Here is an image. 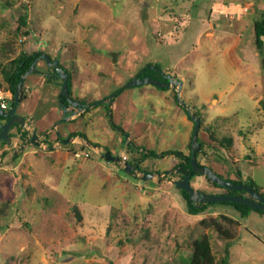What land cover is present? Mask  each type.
I'll return each mask as SVG.
<instances>
[{"label": "rangeland", "instance_id": "rangeland-1", "mask_svg": "<svg viewBox=\"0 0 264 264\" xmlns=\"http://www.w3.org/2000/svg\"><path fill=\"white\" fill-rule=\"evenodd\" d=\"M258 1L0 0L4 100L11 99L4 72L35 52L67 69L71 97L84 105L123 89L120 113L109 115L98 104L63 122L56 120L61 88L31 86L43 100L32 114L37 129L53 131L41 146L20 144L13 133L14 145L0 147V264H188L203 236L215 264L226 250V264H264V214L243 216L216 205L189 215L174 186L182 179L180 159H145L134 176L102 157L109 152L132 166L139 158L135 148L189 155L193 123L175 103V90L124 88L156 66L164 79L182 83L181 100L200 117L198 164L227 181L253 182L264 196V47L255 48L252 27ZM225 12L235 16L224 20ZM22 16L27 36L17 30ZM39 63L37 70L52 75L46 62ZM28 106L18 108L20 116ZM113 125L136 138L125 140ZM56 133L62 139L82 133L100 151L79 137L52 143ZM224 138L230 142L221 145ZM144 174L157 176L143 181ZM190 185L208 196L224 193L203 176ZM202 221L215 222L233 240H221Z\"/></svg>", "mask_w": 264, "mask_h": 264}, {"label": "water", "instance_id": "water-1", "mask_svg": "<svg viewBox=\"0 0 264 264\" xmlns=\"http://www.w3.org/2000/svg\"><path fill=\"white\" fill-rule=\"evenodd\" d=\"M112 56V62H115L116 56L115 54L111 55ZM39 60H43L44 62L47 63L49 67L53 69L55 73H57L58 78L62 81V86H61V95L69 102V104L73 107H79L78 110L73 113V116H78L80 113H83L86 109H90L92 107H95L98 104H106L109 109V115L111 113L110 107H111V98L107 97L97 103H94L89 106H80L76 102H72L69 97V92H68V87H67V82H68V73H66L62 68L59 67V63L57 60H52L48 58V56L45 53H41L40 57L36 59L29 70L21 76L17 86L15 87L14 93H13V105L12 108L7 112V114L2 113L0 110V116L2 117H9L7 123L5 124H0V142H5L6 144L13 146L12 142L8 138V131L11 126L14 124H19L22 129H24L27 133V137L29 136V141L31 145L34 146H41V143L39 142L42 137L38 136L36 132L30 129L31 123L26 118L20 117L16 115V110L18 105L20 104V92L21 89L24 85L25 78L32 74L35 73L36 71L35 66ZM167 82H159L155 79L152 78H142V79H133L131 80L125 88L129 87H134V86H139V85H152L157 88H173L175 90L176 94V102L177 104L185 110L187 115L190 117V121L194 124L193 128V133H192V138H191V146H190V166L192 169V172L199 174L203 176L204 178H207L210 180L213 184L220 186L221 188L227 189V190H233V191H239V192H245L248 194L249 198L242 197V196H224V195H214V196H208L205 194H202L200 192L195 191L191 185H190V176L189 174L182 170L181 168L177 169L178 172L183 174V179L179 181L174 182V186L183 192H185L189 199L194 202L195 204H210V203H221V202H231V203H236V204H241L245 205L248 208L252 210H257V211H264V197L260 196L256 191H254L252 188L246 186V185H239V184H234L231 182H228L224 180L223 178H220L218 175L212 172L211 169L204 167V166H199L196 163V158L195 155L199 149V144L197 141L198 138V130L200 127V119L196 115V113L192 110V108L188 105H186L180 97V92H181V87L182 83H180L177 80H173L170 77L166 78ZM72 115L66 117V120H62L63 122H69L72 121ZM54 129L56 126L53 127ZM120 133L124 134V139H128V135L122 132L121 130H118ZM48 133L44 134V137H46ZM75 138H69L65 140H59L57 143L59 144H66L72 141ZM81 139V138H80ZM82 140V139H81ZM84 141V140H83ZM87 146H90L93 150H98L100 151V148L97 146L91 145L89 142H86ZM25 147H22L21 150H23ZM103 159H105L107 162H111L113 164H116L117 166H122L123 170L126 173H129L131 175L136 176L137 171L136 169L129 165L128 163L125 162V160H122L119 157H114L112 156L109 152H103L102 153ZM156 174H144L141 177V180L143 181H149L152 180L156 177Z\"/></svg>", "mask_w": 264, "mask_h": 264}, {"label": "trees", "instance_id": "trees-1", "mask_svg": "<svg viewBox=\"0 0 264 264\" xmlns=\"http://www.w3.org/2000/svg\"><path fill=\"white\" fill-rule=\"evenodd\" d=\"M17 30H18V32L21 33L22 36H27L28 35L29 31L26 29V18H25V16L20 17L19 26H18ZM253 34H254V45H255V48L257 50H261L262 47H263V41L262 40L264 38V12L262 10L259 13L258 19L253 22ZM40 55H41V52H35L33 54L26 55V56H24V58H20V59H18L16 61L12 62V68L11 69L9 68L10 69L9 71L4 72V77H5L4 79L6 81L5 82L6 83V89L11 94V99L10 100H4L5 103H9L10 106L13 105V93H14L15 87L17 86L21 76H23V74L29 70V68L31 67L32 63L36 59H38L40 57ZM59 67L62 68L60 65H59ZM34 70L36 71V68ZM63 70L66 73H68L67 70H65V69H63ZM68 75H69V77H68L67 87H68L69 97H70V100L72 102H75V100L71 97V78H70V74L69 73H68ZM136 77L138 79L150 78L151 77L152 79H155V80H157L159 82H166V80L160 75L159 69L156 66H154L153 70H151L150 68H145L142 72H139L136 75ZM55 80H60L58 78L57 73H55V72L52 73L51 78L47 77L48 83L53 82ZM60 82H61V84L58 85V86L61 88L62 81H60ZM157 89L162 90V91H167L169 88H162V89L157 88ZM122 90H123L122 88H118L112 94H110L109 97L111 98V103L113 102V100L116 97H118L120 95ZM24 99H25V93H24V85H23V87L21 89V92H20V103H22V101ZM174 99H175V103L177 104V102H176V94H174ZM58 104H59V107H60L59 109L63 112L62 113V119H63V117L66 118L69 115H71L70 113L64 112V111H66V110H68L70 108V105L68 104L67 100L61 94H59V96H58ZM78 104L80 106H84V107L87 106V105H84L83 103H80V102ZM262 105L264 106V102L262 103ZM104 106H105L106 113H108L109 112L108 106L107 105H104ZM78 108L79 107H73L72 106V111L76 112L78 110ZM86 111H87V109L85 110V112ZM186 115H187V113H186ZM196 115L200 119V117H199V115L197 113H196ZM187 118L190 120V117L188 115H187ZM112 128L114 130H118V129L120 130L121 129V128H115L114 125L112 126ZM193 128H194V124H193ZM121 135H122V137H124V134H121ZM22 136L24 137L25 133H23ZM76 137H79L82 140H84L86 142H89L87 140V138L85 137V135H83L82 133H75V134H71L70 135V138H76ZM191 138H192V136H191ZM222 142L223 143L224 142L228 143V142H230V140H226L224 138L223 140L220 141L221 145H223ZM198 144H199V148L201 149L202 146L200 145L199 141H198ZM49 146L51 147V145H49ZM132 149H133V147H130L129 151L131 153H134V150H132ZM140 149H141V151L139 152L138 150H140ZM135 151H136L137 154H139V158L135 161V163L132 164V166L135 169H137V170H139L138 164L140 162H142L143 160H145V159H148V158L163 159V158H165L167 156H174V157H176V158H178V159H180L182 161V163H180L177 167L181 168L184 171H186L189 174V176H190V180L193 177L201 176L199 174H196V173L192 172V169H191V166H190V162H189L190 153H189L188 156H184L183 154H179L178 152H161L160 154H156L155 152L147 151L144 148H135ZM199 152L200 151H197V153L195 155V158L199 154ZM196 163L198 164L197 161H196ZM199 166H201V165H199ZM180 175H181V177L183 179V177H184L183 174H180ZM205 179L214 188L223 190L224 193L222 195H224V196H242L243 197V195L247 194L245 192H239V191H233V190H227V189L221 188L220 186H217V185L213 184L207 178H205ZM228 182H231V183H234V184H239V185H246V186L252 188L254 191H256L253 182H245L244 183V182H234V181H229V180H228ZM178 190L180 191L183 199L186 202L187 213L189 215H192V216L203 214V213H205L207 211L208 208L216 207V205L229 206L234 211L240 213L243 216L248 215L250 212H255V213H258V214H264V211L252 210V209L248 208L245 205L231 203V202L210 203V204H195L194 202H192L189 199L188 195L185 192H183L180 189H178ZM260 196H262V195H260ZM262 197H264V196H262ZM248 198H249V196H248ZM210 223H211V226L210 225L208 226L207 222L202 221V224L206 228L207 227H212V229L215 231L216 235L219 238H221V240H223V241L225 240L226 242H228V244H229L230 241L233 240V236L226 229L220 228V226H218L215 222H210ZM227 255H228V251L226 250L225 257H224V259H223L221 264H226L225 261L227 259ZM188 264H215L214 257H213L212 252H211L210 241H209V238L207 236H203V237H201L200 239H198V240H196L194 242L193 249H192V255H191V258H190Z\"/></svg>", "mask_w": 264, "mask_h": 264}, {"label": "crops", "instance_id": "crops-1", "mask_svg": "<svg viewBox=\"0 0 264 264\" xmlns=\"http://www.w3.org/2000/svg\"><path fill=\"white\" fill-rule=\"evenodd\" d=\"M254 2V1H253ZM258 4H257V7H258V11L260 10V12H261V10H262V6H263V3H264V1L263 0H259L258 2H257ZM250 6H249V8L250 7H252L253 5H254V3H252V2H250V4H249ZM235 9V8H234ZM259 14V13H258ZM252 27H253V25H252ZM262 41H264V38H263V40ZM263 47H264V42H263ZM41 61V60H40ZM40 61H38L37 62V64H36V66H35V68H36V72L35 73H32L33 75L35 74V75H39V77H40V80L39 79H36L35 77H33V78H29L28 79V77L31 75H28L26 78H25V81H24V93H25V99L22 101V103H20L19 104V106H18V108L20 107V106H22V105H26V106H28V108H27V111H26V113L27 114H25L24 116H20V115H22V114H19L18 113V108H17V113H18V116H20V117H23V118H26L28 121H29V123H31V125H30V129L31 130H33L34 132H36V134L38 135V136H40V137H42V140H48V137H49V134H50V132H52L53 130H51L50 132H49V127L48 128H45L44 130H42V131H40V130H38L37 128V123H36V121L33 119V113H34V111L36 110V107H37V105H38V103L39 102H41L42 104H43V100L41 101V100H39V91H38V94H36L35 93V91L32 89V87L31 86H33V85H35V84H37L38 86H39V88L40 89H43L42 87L44 86V85H52V86H58V81L59 80H55V81H53V82H50V83H48V81H47V77L49 78H51V73H44V72H42V71H40V70H37V66L40 64L39 62ZM58 61V60H57ZM59 63V62H58ZM63 68V67H62ZM63 69H65V68H63ZM52 71H53V69H51ZM65 70H67V69H65ZM54 72V71H53ZM52 72V73H53ZM138 79L136 76H134L131 80H133V79ZM27 80H29L28 81V84H27ZM131 80H129L128 82H130ZM127 82V83H128ZM140 86V85H139ZM72 87V86H71ZM117 90V89H116ZM71 94H72V92H71ZM112 94V93H111ZM123 95V92H121L120 93V95L118 96V97H116L114 100H113V102L111 103L112 105H111V107H110V110H111V113L113 114V112H117L118 111V113H120V105H121V100H120V96H122ZM110 96V95H109ZM108 96V97H109ZM124 97L125 96H123V99H124ZM58 98V97H57ZM117 100H120L119 102H120V104H118V102H117ZM35 102V103H34ZM75 102L76 103H82L81 101H76L75 100ZM32 104L35 106H33L32 107ZM46 109V108H45ZM47 110V109H46ZM49 110V109H48ZM51 110H49V112H50ZM58 111V110H57ZM59 117H57L56 118V120L58 121L61 117H62V111L61 110H59ZM64 112H66V113H75V112H73L72 111V108L70 109H68V110H66V111H64ZM42 116H46L45 114H47L46 112H42ZM70 116V115H69ZM56 121V122H57ZM59 125V124H58ZM54 126H56V128L55 129H57L59 126H61V125H59L58 127H57V125H53V127ZM14 130V129H13ZM121 130H123V129H121ZM122 132H124L125 134H127L128 135V138H130V139H135L136 138V136H134V134H130V133H128V132H126V131H122ZM13 133H15V131L13 132ZM18 134L20 133V131L19 132H17ZM16 133V134H17ZM45 133H48V135L46 136V137H44V134ZM69 133V132H68ZM15 134V135H16ZM20 135V134H19ZM64 135H66V134H64ZM84 135V134H83ZM59 136L60 137H63V135H60L59 133H56V135H55V137H56V139L52 142V143H56L57 144V142L59 141V140H65L64 138L62 139V138H59ZM17 137L18 136H16L15 138H16V141H19V138L17 139ZM29 137V136H28ZM86 137V136H85ZM42 140H40L41 142V144H44V142L45 141H43V143H42Z\"/></svg>", "mask_w": 264, "mask_h": 264}, {"label": "flooded vegetation", "instance_id": "flooded-vegetation-1", "mask_svg": "<svg viewBox=\"0 0 264 264\" xmlns=\"http://www.w3.org/2000/svg\"><path fill=\"white\" fill-rule=\"evenodd\" d=\"M166 80V79H165ZM166 82H167V80H166ZM106 105V104H105ZM19 106V105H18ZM12 108V106H10L9 105V103H6V105H5V108L4 109H1V107H0V110H1V112L2 113H5V114H7V112L10 110ZM18 108V107H17ZM16 115L18 116V113H17V110H16ZM8 119H9V117H2V116H0V124H5V123H7V121H8ZM14 129V130H13ZM15 131V134L17 133V132H19L20 131V135L17 133L15 136H18L17 137V139L19 138V141H18V143H24V144H27V142L29 141V137H27V133H26V131L24 130V129H22V127L19 125V124H14L13 126H11L10 127V129H9V131H8V138L10 139V141H11V139H12V137H11V135L13 134V132ZM23 133H25V136L23 137L22 135H23ZM1 146H9L8 144H6L5 142H0V147Z\"/></svg>", "mask_w": 264, "mask_h": 264}, {"label": "built area", "instance_id": "built-area-1", "mask_svg": "<svg viewBox=\"0 0 264 264\" xmlns=\"http://www.w3.org/2000/svg\"><path fill=\"white\" fill-rule=\"evenodd\" d=\"M264 1V0H263ZM234 9V8H233ZM244 12L247 11L248 7H244V8H241ZM226 10V8H225ZM262 11L264 12V3H263V6H262ZM235 16V13H227L225 12L222 17L224 18V20H232L233 17ZM5 105L6 103L4 102V99L2 98V96H0V107L1 109H4L5 108ZM76 157H80L81 155L79 153H76L75 154ZM84 157H87V154H84L83 155ZM123 160H126L125 158H123Z\"/></svg>", "mask_w": 264, "mask_h": 264}]
</instances>
